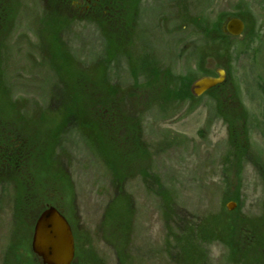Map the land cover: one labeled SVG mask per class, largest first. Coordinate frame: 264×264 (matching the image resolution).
<instances>
[{
	"label": "rangeland",
	"instance_id": "rangeland-1",
	"mask_svg": "<svg viewBox=\"0 0 264 264\" xmlns=\"http://www.w3.org/2000/svg\"><path fill=\"white\" fill-rule=\"evenodd\" d=\"M76 4L0 0V264L47 203L80 218L73 264L264 262L220 233L264 234V0Z\"/></svg>",
	"mask_w": 264,
	"mask_h": 264
},
{
	"label": "water",
	"instance_id": "water-1",
	"mask_svg": "<svg viewBox=\"0 0 264 264\" xmlns=\"http://www.w3.org/2000/svg\"><path fill=\"white\" fill-rule=\"evenodd\" d=\"M246 27L239 16L227 19L222 29L232 36H240ZM227 76L225 68H217L216 75H202L194 80L191 91L200 96L209 89L222 84ZM236 203L229 202L228 209ZM32 249L45 264H72L75 255L74 235L66 216L56 207L48 206L38 215L33 232Z\"/></svg>",
	"mask_w": 264,
	"mask_h": 264
},
{
	"label": "trees",
	"instance_id": "trees-1",
	"mask_svg": "<svg viewBox=\"0 0 264 264\" xmlns=\"http://www.w3.org/2000/svg\"><path fill=\"white\" fill-rule=\"evenodd\" d=\"M45 17H48V16H45ZM45 20L46 19H44V21ZM47 24H49L48 26L52 30H55L58 27H60V25L55 24V22H53V23L50 22L49 19H47ZM219 32L220 33H219V39L218 40H220V41H222L221 39L224 40V38L233 37L232 35L225 33L223 31L222 27L219 28ZM208 73H209V71H205V72H202L201 74L204 75V74H208ZM222 85H223V83L209 89L205 93H208L212 90H215V89L221 87ZM190 95H191V97L195 96L192 92H190ZM71 97H73V96H71ZM1 175L3 176V172H1ZM220 233L225 234V235L227 234L226 235L227 237H225V238L229 241H233V240L239 241L241 243V245L244 246L243 251H241V253L252 252L253 248H254V244L256 242L257 243L255 245V250H257V253L261 250V248L264 251V246H261L262 244H264V234L258 235L254 226L249 221H247L244 217H243V219H240V220L234 222L233 224H231L230 226H228L224 230H221ZM258 243H261V245H260L261 247L259 245H257ZM237 258H239V256ZM244 258H245V256H244ZM246 258H249V257H246ZM259 264H264V262H259Z\"/></svg>",
	"mask_w": 264,
	"mask_h": 264
},
{
	"label": "flooded vegetation",
	"instance_id": "flooded-vegetation-1",
	"mask_svg": "<svg viewBox=\"0 0 264 264\" xmlns=\"http://www.w3.org/2000/svg\"><path fill=\"white\" fill-rule=\"evenodd\" d=\"M84 1L87 2L84 6ZM91 1L92 0H75V3L77 8L78 6L79 7H83V9L85 11H89V10H92L93 9V5L91 4ZM96 8V7H95ZM56 206L65 216L66 218L68 219L70 225H71V228H72V232H73V235H74V243H75V255H74V259L72 261V264L75 262L76 260V257H77V244H78V240H80L79 238H81V236L84 237V234H83V228L80 227L79 223H77V221L80 222V218L78 217L77 215V219H75V217L73 216L72 218L70 217V215H68L64 209H62L60 206L56 205L55 203H47V205L45 207H43L39 213H37V215L33 218V223H31V226H29L30 228H28L27 230V249H26V252L32 256L33 258V261H31V259H29L27 257V259L22 256V253H20L17 257V261L14 263L13 260L11 263L9 264H45L43 263L41 257L39 255H37L33 249H32V238H33V232H34V226H35V222H36V219L38 217V215L41 213L42 210H44L45 208H47L48 206ZM24 218L29 222L30 221V218H27L24 216ZM29 242V243H28ZM28 245H29V248H28Z\"/></svg>",
	"mask_w": 264,
	"mask_h": 264
}]
</instances>
